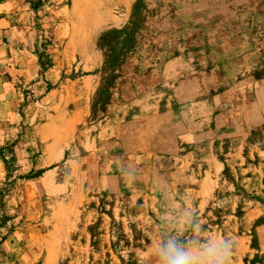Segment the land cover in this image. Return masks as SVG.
Masks as SVG:
<instances>
[{"label": "rangeland", "instance_id": "1", "mask_svg": "<svg viewBox=\"0 0 264 264\" xmlns=\"http://www.w3.org/2000/svg\"><path fill=\"white\" fill-rule=\"evenodd\" d=\"M214 3L0 0V264H158L170 236L264 264V5L243 65L209 53Z\"/></svg>", "mask_w": 264, "mask_h": 264}, {"label": "crops", "instance_id": "2", "mask_svg": "<svg viewBox=\"0 0 264 264\" xmlns=\"http://www.w3.org/2000/svg\"><path fill=\"white\" fill-rule=\"evenodd\" d=\"M214 2V6L208 7V12L204 16L206 25L202 29L206 36L214 37L218 42V45L212 47L209 53L216 54L221 63L231 61L234 57L239 61L236 56L242 55V64L249 62L250 65L257 56L249 43V32L247 33L245 26L233 29L234 21H243L250 14L256 19L258 5H264V0H214ZM226 21L228 24L223 27V22Z\"/></svg>", "mask_w": 264, "mask_h": 264}, {"label": "clouds", "instance_id": "3", "mask_svg": "<svg viewBox=\"0 0 264 264\" xmlns=\"http://www.w3.org/2000/svg\"><path fill=\"white\" fill-rule=\"evenodd\" d=\"M155 252L158 264H231L232 244L215 237L193 248L170 236L161 238Z\"/></svg>", "mask_w": 264, "mask_h": 264}]
</instances>
